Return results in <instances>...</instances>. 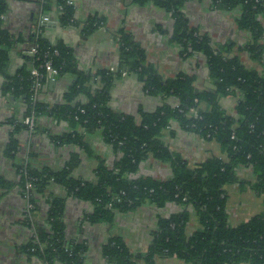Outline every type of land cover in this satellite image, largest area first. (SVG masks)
<instances>
[{"label": "trees", "instance_id": "trees-1", "mask_svg": "<svg viewBox=\"0 0 264 264\" xmlns=\"http://www.w3.org/2000/svg\"><path fill=\"white\" fill-rule=\"evenodd\" d=\"M37 1L45 15L57 9L62 25L78 24L75 0ZM191 1L204 0H135L140 5L153 3L171 14L174 41L182 48V55L185 58L202 56L206 60L212 88L205 90L195 85L194 76L186 74L164 80L147 63L144 49L125 33L120 34V70L99 72L95 77L101 80V87L93 90L90 88L93 76L76 69L69 49L52 46L44 38L45 28L39 36L32 34L31 48L37 44L38 55L29 57L31 68L7 78L3 84L4 94L24 98L27 104L26 116L15 125L16 130L31 131L25 120L34 113L37 125L39 118L47 114L67 121L72 129L69 134L53 137L56 143L72 144L89 154L86 137L100 133L121 157L112 167L101 162L95 181L73 177L75 160L60 171L19 167L23 196L27 184L32 185L30 202L34 209L28 211L25 225L35 228V233L23 248L29 257L38 258L44 264H84L87 246L68 240L61 199L50 203L46 216L48 227L35 222L38 197L45 194L51 183H57L74 198L94 204L95 211L88 217L92 224L111 223L116 214L134 212L145 204L158 209L172 203L182 207L169 217H159L157 230L145 253L132 252L122 238L112 236L103 249L108 264H155L158 258H177L187 264H264V213L239 225L232 224L227 191L228 187L239 185L241 191L250 189L264 201V2L207 0L217 9L241 10L237 24L240 30L249 32L251 41L239 51L254 63L249 67L236 54L233 42L216 43L209 35L190 26L183 9ZM6 9V0H0V77L6 73L13 44L2 27ZM99 21L92 19L86 23V31L99 28L102 23ZM48 61L59 71V76H77L64 104L48 106L39 100L47 77L38 80L33 71L45 74ZM124 72L136 75L149 95L166 100L154 113L142 112L139 123L135 117L109 107L113 84ZM38 82L41 87L37 89ZM81 96L86 100H78ZM228 97L238 100L233 114L221 105L222 99ZM172 98L177 100L175 106L167 103ZM174 122L184 132L217 141L227 160L212 157L197 167L189 166L163 141L164 131L171 129ZM149 160L169 165L170 176L157 180L139 175L141 166ZM245 168L251 169L253 179L239 175ZM192 215L198 218L199 228L189 234Z\"/></svg>", "mask_w": 264, "mask_h": 264}, {"label": "crops", "instance_id": "crops-1", "mask_svg": "<svg viewBox=\"0 0 264 264\" xmlns=\"http://www.w3.org/2000/svg\"><path fill=\"white\" fill-rule=\"evenodd\" d=\"M74 4L78 24L62 25L55 8L49 15L51 23L45 28L44 38L52 46H62L71 51L76 69L93 76L91 89L101 87V80L95 77L99 72L116 73L120 70L121 33L130 35L144 49L147 63L164 80L186 74L196 78L195 85L199 89L210 87L206 60L202 56L185 58L182 55V48L174 41V19L162 8L153 3L140 5L135 0H75ZM6 5L2 27L12 38L13 44L8 54L6 73L0 77V264H44L23 251L35 228L25 225L28 208L20 185L19 167L26 165L39 171H60L75 160L73 177L95 181L100 163L112 167L121 154L105 143L100 133L86 137L90 155L78 146L56 143L53 137L69 134L72 129L67 121L47 114L39 118L37 132L16 130L15 125L26 116L27 104L24 98L4 94L3 84L7 78L31 68L30 39L44 14L37 0H6ZM183 12L190 26L209 35L216 43L233 42L237 48L236 54L241 56L243 62L249 67L254 65L247 54L239 51L251 41L249 32L238 27L240 9L224 11L204 0L187 3ZM92 19H99L102 23L96 30L86 31V23ZM262 44L264 46V36ZM76 81L74 74L59 76L54 84H51L52 80H47L39 93V100L48 106L64 104ZM78 100L86 99L81 96ZM165 102L161 97L149 95L136 75H122L113 84L109 107L117 113L135 117L139 123L142 112L154 113ZM237 102L236 97H228L222 99L221 105L233 114ZM167 103L175 106L177 100L172 98ZM163 141L191 167H197L212 157L227 160L217 141L184 132L175 122L171 129L164 131ZM168 166L149 160L143 163L139 175L164 180L171 174ZM239 175L243 179H253L251 169H241ZM227 191L232 224L239 225L264 213L263 198L250 189L241 191L239 185H234L228 187ZM54 199L64 202L62 221L68 240L87 246L84 264H108L103 249L112 236L122 238L132 252L145 253L157 230L159 217H169L182 210L174 203L163 209L145 204L134 212L116 214L111 223L92 224L88 217L95 211L94 204L78 200L64 186L51 183L45 194L38 197L39 211L35 222L38 221L41 226H47L46 216ZM197 228L199 220L192 215L188 233H193ZM155 264L187 263L177 258H158Z\"/></svg>", "mask_w": 264, "mask_h": 264}, {"label": "built area", "instance_id": "built-area-1", "mask_svg": "<svg viewBox=\"0 0 264 264\" xmlns=\"http://www.w3.org/2000/svg\"><path fill=\"white\" fill-rule=\"evenodd\" d=\"M51 23V18L48 15H45L40 19V21L37 23V25L34 28L33 34H36L37 36L41 35L43 32V29L46 28L48 24ZM57 54V51H55ZM38 55V45L32 46V48L29 51V56L32 58H35ZM46 73L43 74L39 72L38 70L33 71V75L39 79H43L44 77H47V80H54L59 76V71L57 69H54L52 67L51 61H48L45 65ZM123 76H127V73L124 72ZM41 87V84L38 82L36 84V88L38 89ZM25 124L30 128L31 132L35 131L36 129V122H35V115L34 113L32 114L31 118H27L25 120ZM31 189L32 185L30 183L27 184L26 186V193L24 195L25 200L27 201V208L28 211H31L34 209V205L30 202L31 200ZM30 215V212H29Z\"/></svg>", "mask_w": 264, "mask_h": 264}, {"label": "water", "instance_id": "water-1", "mask_svg": "<svg viewBox=\"0 0 264 264\" xmlns=\"http://www.w3.org/2000/svg\"><path fill=\"white\" fill-rule=\"evenodd\" d=\"M55 83V79L52 80L51 84H54ZM210 88H212V85H210Z\"/></svg>", "mask_w": 264, "mask_h": 264}]
</instances>
